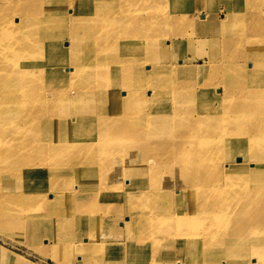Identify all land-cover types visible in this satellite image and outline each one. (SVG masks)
<instances>
[{"label": "bare ground", "instance_id": "6f19581e", "mask_svg": "<svg viewBox=\"0 0 264 264\" xmlns=\"http://www.w3.org/2000/svg\"><path fill=\"white\" fill-rule=\"evenodd\" d=\"M154 1L0 0L1 218L32 220L54 264H115L123 240L120 264H264V40L216 0L187 14L204 32H173ZM130 150L140 174L109 158Z\"/></svg>", "mask_w": 264, "mask_h": 264}, {"label": "rangeland", "instance_id": "374dc122", "mask_svg": "<svg viewBox=\"0 0 264 264\" xmlns=\"http://www.w3.org/2000/svg\"><path fill=\"white\" fill-rule=\"evenodd\" d=\"M172 1L173 0H158V1L155 0L154 9L152 11H149L148 13L144 11L142 12V14L143 15H147V14L157 15L158 19L161 20L159 22H162V23H163V18L168 17L167 20H169V23L167 21V24H165V27L168 30H173V32H180L182 30H185L188 32L200 30L201 32L202 31L204 32L208 28V25L200 24L201 22L199 24L193 22L189 17H187V14H191L194 11H197L199 14H203V16H207L209 15V10L207 8L208 7L210 8V6L200 5L197 0H176L174 3H172ZM214 5L218 9V14H216L215 17H217L219 20L222 19V14L227 13L225 11V7L227 5H231L232 7H234V9L239 11L243 17H246L248 33L255 31V39L257 40L260 39L259 42L264 40V0H216ZM173 15L178 16V17L180 15L182 22L181 21L178 23L175 22V19L171 18ZM252 17L254 19L258 18L257 26L251 23L250 20ZM160 25L161 24H159V26ZM235 29L236 27L233 30ZM147 30L149 31V35L153 33L152 28H147ZM165 40L167 39L165 38ZM195 45H197L196 47V49H198L197 53L194 52L196 49L194 50L187 49L184 55L185 57H187L188 64L199 67L200 64H204L206 62L208 63L209 61L208 54H206V51H208V48H207V45L202 44V43L200 44L196 43ZM215 47L217 48L216 44L213 45L212 54L216 56ZM66 86L71 87L72 84L68 83V85ZM135 87L136 85L133 86V90L135 89ZM142 87L144 88L145 85H143ZM139 88H140V84L137 86V89L133 91V95L140 92V91L137 92ZM144 92L146 94H150L151 90L145 87ZM84 102L85 101L82 98L78 99L77 101V103H80V105H82ZM59 113L61 115L65 114L63 112L62 107H59ZM249 119L250 118L244 117L241 119V121L245 122ZM183 133L184 132H181L180 134L182 135ZM181 135L178 134V136H181ZM124 138L122 139L123 142L126 141V139L124 140ZM166 152H170V150H167ZM109 158H111L115 164L117 161L119 164H122L123 166H128L129 168H133L135 172L139 174L141 173L142 166L140 164L133 163L130 161V159L132 158L131 150L128 153H125L123 155L112 153L109 155ZM130 163H133V164L128 165ZM135 172L133 170H130V172L128 173L129 178L132 179L131 175H135ZM168 176H170L168 178L169 180L168 182H170L171 179L173 180L175 177L171 174H169ZM129 178L126 177V179H129ZM91 179L94 180L95 179L94 176L87 175L84 177V182L88 183L91 181ZM156 180H158V177ZM176 184H175V188L178 187ZM9 187H11V185L7 180L0 179V192L8 191ZM134 193L135 191H131V190L130 191L126 190L124 192L116 193V195L112 197L113 204L117 205L121 203V200L124 197H126L127 194L132 195ZM191 200H192V196H191ZM92 204H95V202ZM21 208L25 212L28 211V208L24 204L21 205ZM2 212H3V208L1 206L0 207V264H6V262H11L10 264H18V263L20 264H54L52 256L47 251V248H51L50 244H47V241L45 240V239H49L48 236L41 235L39 236V239L36 241L32 233H30L27 229L28 224L31 223L32 220L22 219L21 221L17 223L18 225L15 226L14 224L16 221L13 218L11 221H15V222H6L2 220L1 218ZM84 215L87 218L91 217L92 220L91 219L89 220L93 222L94 224V222L96 221V215L94 214L89 215V216L87 214H84ZM79 217L84 218L82 216H77V218ZM113 225L115 227H118V225L116 224H113ZM113 225L111 227H113ZM123 233L125 234V232ZM151 237L152 239H149V241H146L148 240V237L143 236L142 242L143 244L152 246L153 251H151L149 255H145L141 253L140 257H143V255H145L146 258H151V260H154V259L156 260L162 257V249H161L162 246H159L162 240H160L159 238L157 239V237L155 236H151ZM125 242L127 243V240H123L122 241L123 245H121V247L124 248V251L121 249L124 255L121 254L120 256H117L116 251L114 250L112 254H110L111 255V257H109L110 261H113L115 264H120V262L127 263L129 260L133 259L131 258V254H133L132 250L131 251L129 250L128 248L129 245L126 244ZM143 244H141V247H143ZM21 257H24L25 260ZM60 258H64L63 253L60 254ZM103 258H105V256H103ZM222 258L226 260L227 255L226 257H223L222 255L218 256V260ZM68 259L69 257L67 258V260ZM68 262L72 264L73 260L69 259ZM231 264H236V262L234 261Z\"/></svg>", "mask_w": 264, "mask_h": 264}]
</instances>
